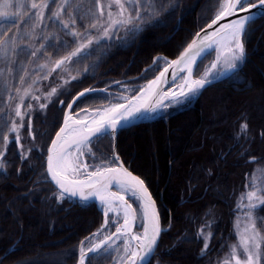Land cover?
<instances>
[{
  "label": "snow or ice",
  "instance_id": "snow-or-ice-1",
  "mask_svg": "<svg viewBox=\"0 0 264 264\" xmlns=\"http://www.w3.org/2000/svg\"><path fill=\"white\" fill-rule=\"evenodd\" d=\"M177 11L181 12L182 20L187 11L182 7V0H94L85 15L81 14L76 0H0V60L5 63V68H0V76L4 77L6 92L5 107L0 108V116L4 117L0 127L5 129L0 142V177L11 178L10 145L19 149L17 157L22 167L15 168L19 178H23L24 167L33 170L34 152H37L36 158L43 155L44 150L37 149L34 143L27 148L21 143L22 129L32 141L36 140L33 117L46 113L57 102L61 110L67 109L63 111L62 124L54 122L55 134L46 149L44 182L55 187L40 191L50 192L42 199L58 206L64 203L86 206L90 200L98 201L103 220L95 232L79 242L77 264H92L94 259L110 260L111 264H152L166 229L161 225L157 202L144 179L125 167L118 154L113 153L110 160L94 165H89L84 157L90 155L95 159L91 147L94 138L110 137L115 141L121 128L132 121L147 118L174 104L190 102L220 76L231 74L238 78L247 59L249 36L256 31L252 25L258 19L264 20V0H217L214 14L175 59L156 57L153 65L145 70L158 71V75L138 89L123 85L128 94H118L116 102L103 108H81L77 112L79 104L97 90L84 88L73 96L68 86L72 81L82 82V74L95 65L84 67L82 72L78 70L76 75H71L72 66L92 55L102 42L111 46L115 41L122 47L148 27L166 26L167 17ZM46 13L56 30L41 27ZM212 53L214 59L203 75L196 78L194 68L198 61L202 62ZM16 64L20 65L19 86L13 83L17 79ZM29 65L33 66L31 71ZM53 74L62 83L42 86ZM170 78L176 88L165 90ZM61 96L68 99H60ZM249 134L248 118L242 114L234 139L239 142ZM260 136L264 137V131ZM249 159L256 162L257 158L250 156ZM246 188L248 191L237 204L243 222L238 216L236 242L227 246L228 251L218 264H264V229L258 227V221H264V217L256 215L264 211V183L253 176ZM29 197L39 198L35 187L17 199ZM7 215H16L14 207L7 208ZM196 238L203 244L200 250L203 258L211 251L210 221L201 225ZM23 243V237L18 235L8 244H0V264H32L24 257L13 259V249L22 250Z\"/></svg>",
  "mask_w": 264,
  "mask_h": 264
},
{
  "label": "trees",
  "instance_id": "trees-1",
  "mask_svg": "<svg viewBox=\"0 0 264 264\" xmlns=\"http://www.w3.org/2000/svg\"><path fill=\"white\" fill-rule=\"evenodd\" d=\"M216 4L217 0H182V7L187 9L182 20L181 12L177 11L167 17L166 26L148 27L128 45L115 44L108 49L93 72L82 74V82L72 81L68 86L73 96L84 88L97 90L83 100L76 111L93 110L107 104L111 93L118 90L116 81L138 89L154 78L158 71H145L153 65V60L174 58L205 26ZM48 15L45 14L41 27L56 30ZM252 28L256 31L249 36L247 59L238 78L226 74L218 82L201 89L190 102L118 133L116 152L129 170L144 179L157 202L161 225L166 229L152 264H157V260L160 264H216L228 251L227 246L236 241L237 199L245 190L255 166H264V137L260 136L264 131V20L258 19ZM211 58L212 54L198 62L195 75L199 76ZM21 59L27 60L26 57ZM18 66H14L16 86H19L21 74ZM28 67L31 71L33 66ZM49 83L62 81H57L53 74L42 86ZM216 96L218 103L214 101ZM5 103L4 90L0 94V108H4ZM63 111L57 102L50 105L46 113L33 117L35 141L21 130V143L25 148L34 143L37 149L44 150L39 158H36L37 152L33 153L34 168L29 171L24 167L23 178L15 172V168L22 167L17 157L19 149L10 145L12 155L8 158L12 164L8 171L11 178L0 177V244L6 245L18 235L23 237L22 250L13 249V259L24 257L32 264H77L79 242L102 223V211L94 202L86 206L72 203L58 206L42 199L50 192L43 193L41 189H54L50 182H44L45 155L50 138L55 134L54 122L61 123ZM242 114L248 118L250 134L237 142L234 137ZM3 119L0 116V121ZM4 131L0 127V142ZM112 143L110 137L95 139L91 145L95 159L88 156V162L94 165L110 160ZM250 156H255L256 162H250ZM37 181L40 183L34 184ZM34 187L38 199H17ZM9 206L14 207L15 216H5ZM256 215L264 217V211ZM207 220H211L213 233L211 251L200 258L203 244L196 237ZM258 227L264 229V221H258ZM92 264H111V261L94 259Z\"/></svg>",
  "mask_w": 264,
  "mask_h": 264
},
{
  "label": "rangeland",
  "instance_id": "rangeland-1",
  "mask_svg": "<svg viewBox=\"0 0 264 264\" xmlns=\"http://www.w3.org/2000/svg\"><path fill=\"white\" fill-rule=\"evenodd\" d=\"M76 2L77 3H79V5H80V8H81V14L82 15H85L86 13H87V10H88V8L89 7H91V6H93V3H94V0H76ZM86 19H87V17H86ZM121 35H123V33L121 32ZM115 41H113L112 42V45L111 46H109L108 45V43L107 42H102V45H101V47L100 48H98V49H96V51L92 54V55H90L89 57H87L86 59H84V60H82V61H80L78 64H75V65H73L72 66V71H71V75H76L77 74V71L79 70V71H81L82 72V70H83V68L84 67H86V66H89V65H95V67L97 66V64H98V62H99V60H100V58L108 51V49H110L111 47H113V46H115ZM49 51H51L50 49H49ZM214 53H212V58H211V60L212 59H214ZM168 59V58H167ZM169 59H172V58H169ZM211 60L210 61H208L207 62V64L204 66V68L202 69V71L198 74L199 76H197V75H195V70H196V68L197 67H195L194 68V76L196 77V78H199L201 75H203V73H204V70H205V68L207 67V66H209V64H210V62H211ZM199 62V61H198ZM163 66V65H162ZM162 66H161V68H162ZM95 67H89V70H88V72L87 73H91V72H93L94 71V69H95ZM0 68H5V63L2 61V60H0ZM19 68H20V65L18 66V70H19ZM83 74H86V73H83ZM156 76V75H155ZM153 79V78H152ZM147 82V81H146ZM146 82H144L143 84H141V85H144V84H146ZM177 83H178V81H177ZM123 85H126V84H118L117 86H118V90L117 91H115V92H113V93H111L112 94V98H111V100L107 103V104H105V105H103V106H101V107H99V108H103L104 106H107L110 102H116L115 101V98L117 97V95L118 94H120V93H124V94H128V93H125L124 92V87H123ZM140 85V86H141ZM129 88H131L129 85H127ZM176 88V84L174 83V88L173 89H175ZM132 89V88H131ZM4 90H5V86H4V77L3 76H0V94L2 93V92H4ZM209 98L211 97V96H208ZM194 98V97H193ZM192 98V99H193ZM214 101H215V103H218V101H219V98L216 96V97H214ZM185 103H187V102H185ZM185 103H182V104H174V105H171V106H169L168 108H166V109H160V110H158L157 111V113L160 115V114H163V113H165L166 111H168L170 108H173V107H179V106H181V105H183V104H185ZM94 110V109H93ZM77 112H79V111H77ZM156 114V113H155ZM155 114H153L152 116H154ZM88 156H90V155H86L85 157H84V159H85V161L89 164V165H91L89 162H88V160H87V157ZM91 157V156H90ZM253 176L255 177V179L258 181V182H260V183H264V166H255V168H254V170H253V172L249 175V180L251 179V178H253ZM249 183V181L247 182V184ZM246 184V185H247ZM246 185H245V190L240 194V196H239V198L237 199V203H236V211H237V204H238V202H239V200H240V197H241V195L243 194V193H245L246 191H248V188H246ZM99 206V205H98ZM238 216H240V221H241V223L243 222V217H242V215H240V213L237 211V217ZM207 221H210L211 222V220H207ZM236 223H237V219L235 220V223H234V230H235V225H236ZM235 234H236V232H235ZM236 239H237V237H236ZM236 242V241H235ZM234 242V243H235ZM222 260V259H221ZM216 264H218V263H216Z\"/></svg>",
  "mask_w": 264,
  "mask_h": 264
},
{
  "label": "water",
  "instance_id": "water-1",
  "mask_svg": "<svg viewBox=\"0 0 264 264\" xmlns=\"http://www.w3.org/2000/svg\"><path fill=\"white\" fill-rule=\"evenodd\" d=\"M199 31V30H198ZM197 31V32H198ZM192 39V38H191ZM191 41V40H190ZM189 41V42H190ZM178 55V54H177ZM176 55V56H177ZM176 56L174 57V58H172V59H175L176 58ZM169 60H171V59H169ZM162 69V68H161ZM156 75H158V73L156 74ZM226 75V74H225ZM224 75V76H225ZM224 76H220L218 79H216V80H214L213 81V83H211V84H214V83H216V82H218L219 80H221ZM210 84V85H211ZM208 85H206L205 87H207ZM165 87V90H167V88L168 87H172V88H174V83H173V81L171 80V78L169 79V82H168V84L167 85H165L164 86ZM82 91V90H81ZM67 109H64V111H66ZM159 114L158 113H156L154 116H149V117H147V118H141V119H138V120H136V121H132L130 124H128V125H125L124 127H122L121 129H124V128H126V127H129V126H132V125H135V124H138V123H142V122H147V121H151L152 119H154L155 117H157ZM62 120H63V117H62ZM61 124H62V121H61ZM58 130V129H57ZM53 137H54V135H53ZM112 139V138H111ZM95 140V138L93 139V141ZM113 141V140H112ZM49 144H50V142H49ZM49 144H48V146H49ZM113 153H115V154H117V152H116V140L115 141H113V143H112V155H113ZM46 155H47V153H46ZM46 155H45V172H46ZM122 161V160H121ZM125 165V164H124ZM126 167V166H125ZM131 171V170H130ZM134 174V173H133ZM134 175H136V174H134ZM52 184V183H51ZM53 186H54V184H52ZM55 187V186H54ZM89 202H94V203H96L97 205H99V203H98V201H94V200H90V201H88L87 203H89Z\"/></svg>",
  "mask_w": 264,
  "mask_h": 264
}]
</instances>
